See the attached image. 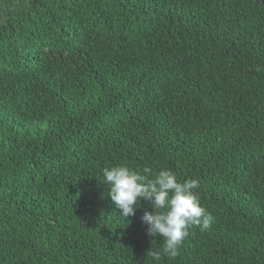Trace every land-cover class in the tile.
<instances>
[{"label": "trees", "instance_id": "16d2710c", "mask_svg": "<svg viewBox=\"0 0 264 264\" xmlns=\"http://www.w3.org/2000/svg\"><path fill=\"white\" fill-rule=\"evenodd\" d=\"M119 164L214 223L155 261ZM0 264H264V0H0Z\"/></svg>", "mask_w": 264, "mask_h": 264}, {"label": "clouds", "instance_id": "9594fccd", "mask_svg": "<svg viewBox=\"0 0 264 264\" xmlns=\"http://www.w3.org/2000/svg\"><path fill=\"white\" fill-rule=\"evenodd\" d=\"M102 175L110 186L108 196L124 218L135 214L141 199L150 204L152 211L146 210L141 219L149 236L162 238V249L150 253L155 261L161 255L176 258L190 227L208 229L214 223V216L200 203L197 179L181 181L167 168L149 177L127 164L105 167Z\"/></svg>", "mask_w": 264, "mask_h": 264}]
</instances>
